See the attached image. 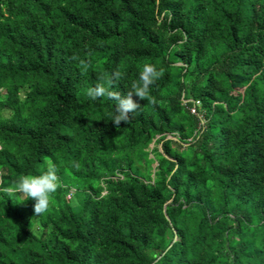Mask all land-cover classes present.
Masks as SVG:
<instances>
[{
  "label": "trees",
  "instance_id": "trees-1",
  "mask_svg": "<svg viewBox=\"0 0 264 264\" xmlns=\"http://www.w3.org/2000/svg\"><path fill=\"white\" fill-rule=\"evenodd\" d=\"M145 63L117 127L87 91ZM46 161L40 216L0 190V264H264V0H0V189Z\"/></svg>",
  "mask_w": 264,
  "mask_h": 264
},
{
  "label": "clouds",
  "instance_id": "clouds-1",
  "mask_svg": "<svg viewBox=\"0 0 264 264\" xmlns=\"http://www.w3.org/2000/svg\"><path fill=\"white\" fill-rule=\"evenodd\" d=\"M120 75V71L117 69L110 79L118 80ZM162 75V69L157 70L155 65L145 63L140 71V82H133L131 88L123 95L118 92L109 91L103 83L106 77L100 75L98 77V83L94 87L88 89L87 95L92 100H98L102 97L115 100L116 112L112 121L119 127L121 122L128 123L130 120L129 113L135 112L140 107V104L137 103L134 96L138 97L140 100H148V102L152 104L156 103L155 98L150 96L149 89ZM45 164L46 167L42 168L39 174L21 175L18 180L12 183V186L0 189L9 196L20 194L26 199L35 200L34 213L37 216H40L48 210L51 196L59 187V177L54 164L51 161H46Z\"/></svg>",
  "mask_w": 264,
  "mask_h": 264
},
{
  "label": "built area",
  "instance_id": "built-area-1",
  "mask_svg": "<svg viewBox=\"0 0 264 264\" xmlns=\"http://www.w3.org/2000/svg\"><path fill=\"white\" fill-rule=\"evenodd\" d=\"M197 102H198V101H197ZM190 110H191L192 113H195V114L198 113V112H197V109H196V105H193V106L190 108Z\"/></svg>",
  "mask_w": 264,
  "mask_h": 264
},
{
  "label": "water",
  "instance_id": "water-1",
  "mask_svg": "<svg viewBox=\"0 0 264 264\" xmlns=\"http://www.w3.org/2000/svg\"><path fill=\"white\" fill-rule=\"evenodd\" d=\"M167 138L177 139V137L173 135H169Z\"/></svg>",
  "mask_w": 264,
  "mask_h": 264
},
{
  "label": "rangeland",
  "instance_id": "rangeland-1",
  "mask_svg": "<svg viewBox=\"0 0 264 264\" xmlns=\"http://www.w3.org/2000/svg\"><path fill=\"white\" fill-rule=\"evenodd\" d=\"M153 145H154V144H152V146H153ZM69 197H71V201L74 203V202H75V200H74L75 198H74L73 196H71V195H70Z\"/></svg>",
  "mask_w": 264,
  "mask_h": 264
}]
</instances>
